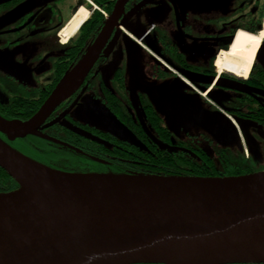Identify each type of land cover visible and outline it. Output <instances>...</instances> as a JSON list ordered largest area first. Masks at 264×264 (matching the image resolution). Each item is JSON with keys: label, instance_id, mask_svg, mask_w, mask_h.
<instances>
[{"label": "flooded vegetation", "instance_id": "flooded-vegetation-1", "mask_svg": "<svg viewBox=\"0 0 264 264\" xmlns=\"http://www.w3.org/2000/svg\"><path fill=\"white\" fill-rule=\"evenodd\" d=\"M7 1L15 3L10 11L12 20H18V23L0 31V35L17 34L12 35L5 46L16 45L21 31L26 27L31 29L34 22L55 19L57 21L50 28L56 29L61 49L53 62L52 74L36 95L15 94L6 99L0 93L2 116L4 107L15 97L34 99L45 93L57 77V71L73 61L72 43L70 40L62 42L59 32L78 8L84 6L89 10L87 19L95 11L102 16L90 37L92 43L104 21L110 18L116 2ZM181 1L186 5L179 50L167 36L158 35L151 27L137 29L125 23L138 6L158 0H127L82 84L38 127L39 134L34 136L38 137V150L26 142L24 144L33 148L51 167L69 172L162 173L161 164L157 162L161 153L181 164V172L186 173L196 169L204 176H236L264 171V0ZM188 4L200 9L206 5L209 11L201 18L191 13ZM175 11L173 20H179ZM189 12L191 17L187 16ZM170 13L168 20L171 19ZM239 29L253 35L263 33L246 76L228 70L218 71L215 66L216 56L229 48ZM31 32L34 34L38 29L33 28ZM127 43L135 52L134 78L129 67ZM58 66L61 67L58 69ZM87 95L107 107L124 130L133 135L134 141L75 117L70 107L74 103L83 106L82 100ZM197 96L205 101V106L198 103ZM175 108L196 115L205 129L189 134L190 140L176 139L158 112V109L171 111ZM199 111L205 114L199 115ZM210 122L215 123L214 126L221 123L219 126L224 133L219 138L211 133ZM17 139L11 143L18 144ZM236 139L245 159L242 163H234L226 156L227 144Z\"/></svg>", "mask_w": 264, "mask_h": 264}, {"label": "water", "instance_id": "water-1", "mask_svg": "<svg viewBox=\"0 0 264 264\" xmlns=\"http://www.w3.org/2000/svg\"><path fill=\"white\" fill-rule=\"evenodd\" d=\"M126 1L116 0L92 43L33 115H0L1 134L8 140L39 134L55 107L82 84ZM134 53L127 43L133 78ZM219 124L208 123L217 138L224 133ZM0 167L18 184L0 192V264L264 263V171L236 176L69 172L31 159L1 137Z\"/></svg>", "mask_w": 264, "mask_h": 264}, {"label": "rangeland", "instance_id": "rangeland-1", "mask_svg": "<svg viewBox=\"0 0 264 264\" xmlns=\"http://www.w3.org/2000/svg\"><path fill=\"white\" fill-rule=\"evenodd\" d=\"M164 1L158 0L155 3L141 4L137 7L136 12L125 19V23L129 27L137 29L151 27L158 35L167 36V39L176 44L180 50L181 30L184 24V20H182L184 17L183 8L186 4L183 5L181 0ZM7 2V0H0V31L18 23V20H12V11H10L15 3ZM173 9L176 10L175 14L179 20H173ZM189 9L193 15H200L201 18H204L206 12L209 11V7L206 5L202 9L191 6ZM169 13L171 19L168 20ZM191 13L189 12L187 16L191 17ZM56 21L54 19L45 20L42 23L34 22L31 29H38V32L32 34L30 27L24 28L18 35L19 41L14 46H5V43L13 38L12 35L17 36L16 33H10L12 34L10 36L0 35V93L6 99L15 94L29 97L36 95L52 74L53 62L61 49L57 42L56 29L50 28ZM197 98L198 103L206 105L200 96ZM82 103L85 104L78 106L74 103L70 107L75 117L100 129L110 131L121 138L134 141L133 135L124 130L117 117L107 107L89 95L82 100ZM158 112L176 139L190 140V135L205 129L204 124L196 115L182 109L175 108L171 111L158 109ZM198 113L199 115L205 114L202 111ZM236 142L237 139L227 144L226 156L234 163L245 162L242 151L238 149Z\"/></svg>", "mask_w": 264, "mask_h": 264}, {"label": "trees", "instance_id": "trees-1", "mask_svg": "<svg viewBox=\"0 0 264 264\" xmlns=\"http://www.w3.org/2000/svg\"><path fill=\"white\" fill-rule=\"evenodd\" d=\"M101 17L102 16L99 12L97 11L93 12L91 16L85 21V23H83L80 26V28L77 30V32L69 39L70 42L72 43L70 51H71V56L73 55L72 56L73 61H70L71 62L69 63L70 65L65 66L63 68H60L61 66H58V69L60 68V70L57 71V77L55 78L54 82L52 84H49L48 90L45 91V93H42L38 98H34V99L15 97L12 103L4 107V110L1 112L4 118L27 119L36 112V110L43 103L45 98L49 95L51 90L55 87V85L58 83V81L64 75V73L67 70L71 69L81 58V56L83 55V53L85 52L86 48L90 43L89 41H90V37L92 36L93 30L96 28V25L102 21L100 20ZM34 136H36V134H31L23 138H18L17 140L19 141V143L12 144L11 140H8L6 136L0 133V137L4 139L6 142H8L13 148L23 153L24 155L30 157L31 159L51 167L50 165L45 163L38 154L34 152L33 148L37 151L38 150L37 147L39 145L38 137L36 138ZM25 142L28 143L33 148H31L27 144H24ZM157 160H158L157 162L161 164L160 169L162 170V173H125V174L204 176V175H200V173L196 169H194L191 173L181 172L182 171L181 164L174 163L175 162L174 160H171L169 157H166L165 155H163V153H161L158 156ZM17 187L18 184L15 182V180L11 178L6 173V171L0 167V192L10 191ZM150 264H161V263H150Z\"/></svg>", "mask_w": 264, "mask_h": 264}, {"label": "bare ground", "instance_id": "bare-ground-1", "mask_svg": "<svg viewBox=\"0 0 264 264\" xmlns=\"http://www.w3.org/2000/svg\"><path fill=\"white\" fill-rule=\"evenodd\" d=\"M88 14L89 11L84 6H81L78 8L73 17L70 18V21L67 23V25L62 27L59 35L64 43L69 40V37L75 33L78 27L85 20H87L86 18L88 17ZM262 36L263 33H260L259 35H253L244 30H237L229 48L227 50L220 51L215 58V66L218 71L228 70L230 72L246 76L254 61ZM1 145L9 152L16 155L17 158L23 162H27L33 166L39 167L38 164L31 162L24 156L14 153L4 144Z\"/></svg>", "mask_w": 264, "mask_h": 264}, {"label": "crops", "instance_id": "crops-1", "mask_svg": "<svg viewBox=\"0 0 264 264\" xmlns=\"http://www.w3.org/2000/svg\"><path fill=\"white\" fill-rule=\"evenodd\" d=\"M69 21H70V20H68V21H67V22L64 24V26H66V25H67V23H68ZM64 26H63V27H64Z\"/></svg>", "mask_w": 264, "mask_h": 264}]
</instances>
